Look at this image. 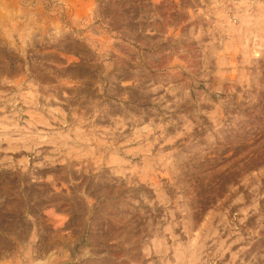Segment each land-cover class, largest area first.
<instances>
[{
    "label": "rangeland",
    "instance_id": "rangeland-1",
    "mask_svg": "<svg viewBox=\"0 0 264 264\" xmlns=\"http://www.w3.org/2000/svg\"><path fill=\"white\" fill-rule=\"evenodd\" d=\"M0 264H264V0H0Z\"/></svg>",
    "mask_w": 264,
    "mask_h": 264
}]
</instances>
